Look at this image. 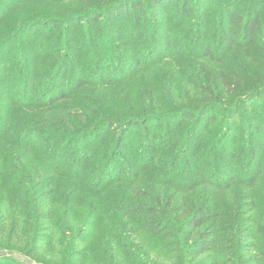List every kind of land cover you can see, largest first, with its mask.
<instances>
[{
  "label": "trees",
  "instance_id": "16d2710c",
  "mask_svg": "<svg viewBox=\"0 0 264 264\" xmlns=\"http://www.w3.org/2000/svg\"><path fill=\"white\" fill-rule=\"evenodd\" d=\"M15 2L71 11L0 35V212L19 203L32 233L107 226L113 258L128 254L125 196L112 195L125 190L140 231L177 261L215 249L264 264V202L247 259L235 208L237 188L264 178V0ZM13 6L0 0V20ZM115 199L114 214L96 205ZM41 237L31 254L53 247Z\"/></svg>",
  "mask_w": 264,
  "mask_h": 264
},
{
  "label": "rangeland",
  "instance_id": "374dc122",
  "mask_svg": "<svg viewBox=\"0 0 264 264\" xmlns=\"http://www.w3.org/2000/svg\"><path fill=\"white\" fill-rule=\"evenodd\" d=\"M9 1V0H8ZM213 1V0H212ZM193 2V1H192ZM14 4L13 8L6 7L7 11L2 16L0 23L9 16L15 14V24L12 19H10L6 24H0V35L3 31L9 29L10 27L16 26L18 28L21 25H26L30 23L33 17H52L61 16L68 11H71L67 5H36L31 8L23 6L15 0H10V5ZM49 4V3H46ZM203 4V3H201ZM27 11V12H26ZM177 69L174 71L175 76L177 75ZM176 84L183 86L185 83L183 77L178 76L176 79ZM263 103H257L254 112L259 116L258 118H263L264 115L261 113V106ZM238 133V130L235 131ZM244 133L240 132L239 137ZM110 178L105 182H109ZM106 184V183H104ZM257 189L248 190L244 193L243 188H237L235 192L236 196V207L237 208V218L240 224V230L244 231L242 233V243H243V258L247 259L254 255L255 250L252 244H255V240L251 233L246 234V230L250 227L255 218H258L257 206H261L260 203L264 202V178L260 182ZM121 192H114L112 195L119 197L120 194L124 195L125 204L121 205L123 216L122 224H118L117 233L121 234V240L125 244L128 254H114L113 258L109 252V248L113 247L112 236L114 232L107 229V226L103 228L104 230H87L82 234H79L78 230H72L71 232L59 230L58 228L51 227L48 224H39L33 233L36 235L42 234L40 239L45 240L48 244H52V248L46 250L43 255L41 252L35 255L30 253L33 249V244L35 240V235L32 233L30 227V222L26 217H21L23 214L22 207L19 203L15 204L14 209H6L0 212V255L2 256V262H15L16 264H228L224 262L219 256V253L214 249L210 253L199 256L195 259H190L188 262L177 261V257H171L169 250L166 246L162 245V242H158L156 239L148 237L140 231V222L138 217L131 214L130 208L132 205V198L130 199L126 196L128 194L125 190H118ZM250 194L254 200L255 205L252 206L251 200H246L245 196ZM225 199L233 197L232 195H224ZM113 198V196H110ZM75 200V199H74ZM119 199H115L113 203H96L97 207L103 209L107 213H115V205L118 203ZM130 200V202H129ZM77 202V201H76ZM129 202V203H128ZM121 204V203H120ZM128 204V205H127ZM52 205L48 204V206ZM79 206H84V203H79ZM4 216V217H3ZM18 216V217H17ZM251 220V221H250ZM250 221V222H249ZM2 223L5 225H2ZM11 226H8V224ZM16 223V225H14ZM44 226H48L44 228ZM64 227V226H62ZM78 227V226H76ZM66 228V226H65ZM246 228V229H245ZM65 234L68 236H65ZM9 236V240L8 239ZM76 252V253H72ZM29 258L26 257L29 254ZM20 254V255H18ZM43 255V256H42ZM141 255L145 256L146 260L149 262H144L141 260ZM7 258H4L6 257ZM85 256V258H84ZM39 257V261L34 259ZM73 259V261H72ZM4 264V263H3ZM6 264V263H5Z\"/></svg>",
  "mask_w": 264,
  "mask_h": 264
}]
</instances>
